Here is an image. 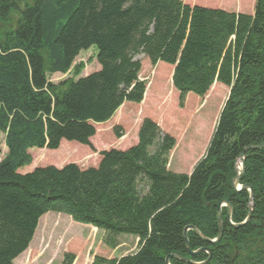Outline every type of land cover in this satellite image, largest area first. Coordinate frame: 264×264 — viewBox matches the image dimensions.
<instances>
[{"label": "trees", "instance_id": "obj_1", "mask_svg": "<svg viewBox=\"0 0 264 264\" xmlns=\"http://www.w3.org/2000/svg\"><path fill=\"white\" fill-rule=\"evenodd\" d=\"M91 47L98 71L48 82L72 69L77 76L84 66L72 64ZM137 55L173 67L172 116L164 115L173 126L213 83L229 90L189 175L166 169L176 140L150 117L141 120L134 146L100 152L96 167L18 173L31 164L28 151H55L61 142L92 149L94 126L124 103L156 102L159 94L138 79ZM121 128H113L116 138ZM0 134L7 149L0 162V264H14L49 212L102 231L111 248L120 235L138 240L134 254L93 264H165L170 255L202 263L209 255L189 257L184 230L193 226L215 240L222 201L231 205L234 225L244 222L250 204V221L231 226L223 207L220 242L188 231L191 251L208 249L207 264H264V147L244 154L239 185L252 189V199L230 187L243 151L264 145V0H255L252 15L185 0H0ZM73 260L67 254L62 264Z\"/></svg>", "mask_w": 264, "mask_h": 264}, {"label": "rangeland", "instance_id": "obj_2", "mask_svg": "<svg viewBox=\"0 0 264 264\" xmlns=\"http://www.w3.org/2000/svg\"><path fill=\"white\" fill-rule=\"evenodd\" d=\"M185 1L189 4L248 15L253 14L255 5V0ZM96 54L94 47L81 51L72 64V68L77 65L84 66L77 76L73 75L72 69L67 74L48 76V82L58 84L71 78L75 81L98 71ZM135 59L141 63L139 81H144L146 88L149 87L148 91L153 95L154 93L159 94L156 102L151 103L150 100L145 99L137 105L123 104L109 121L94 126L95 135L90 139V143L93 144L92 149H84L86 153L81 152L83 149L81 147L84 146L73 142H61L55 151L46 149L28 151L31 164L20 169L18 173H29L35 168L45 166L61 168L69 163L77 164L83 170L96 167L100 161V152L111 149L122 151L134 146L137 143L138 131L136 132V129L138 125L140 126L143 118L150 117L159 126L162 133L171 131V135L176 140L174 148L169 153L166 169L175 174L189 175L197 162L204 156L217 116L227 99L229 90L218 83H213L206 95L192 105L193 109L182 114L178 124L173 126L172 122H165V116L173 110V107L171 108L172 73H170V69L173 71V67L162 63L153 66L143 55H137ZM165 66L169 67L168 73H165ZM170 115L172 116V114ZM114 127L118 129L122 127L119 138L114 136ZM6 153L4 136L0 134V162ZM141 188H143L142 185ZM105 238L106 235L102 231L91 226L74 223L68 216L49 212L39 219L28 249L13 263L62 264L63 257L70 254L74 256L72 264H93L95 258L120 259L137 251L138 240L132 236L115 237L116 246L113 248L107 246L104 242Z\"/></svg>", "mask_w": 264, "mask_h": 264}, {"label": "water", "instance_id": "obj_3", "mask_svg": "<svg viewBox=\"0 0 264 264\" xmlns=\"http://www.w3.org/2000/svg\"><path fill=\"white\" fill-rule=\"evenodd\" d=\"M262 147H264V145H261V146H258V147L247 148L245 151H243V153L238 158L239 162H240V168L239 169L237 168V174L231 180V184H230L231 189H233V191L235 193H240L242 191H246V189H247V191L250 193V200L252 199V196H253L252 189L250 187H248V186H242V187L239 186V182H240L241 176H242V174L244 172V162H245L244 154L249 149H259V148H262ZM222 204H225L224 206L227 208L226 221L231 226L239 227V226H242V225H244V224H246V223H248L250 221V218H251V215H252V206L250 204L248 205V215H247L246 219L244 220V222L242 224H240V225H234V224H232V222L230 220V218H231V206H230V204L227 201H222V202L218 203V205H217V223H218V227H219V234H218V237L215 240L211 241V240L206 239L193 226H189V227H187L184 230V239L186 241L187 252H188L189 257L193 258V257H195V256H197V255H199L201 253H205V254L209 255L208 259L205 262H202V263H193L189 259L182 258V257L176 256V255H170V256H167L165 258V261H164L165 264H169V262L171 260L184 262L186 264H207L210 261L211 254H210L209 250L206 249V248H202V249H198L195 252L191 251L186 236H187V232L188 231H192L203 242H207V243H209L211 245H215V244L219 243L220 240H221V237H222V232H223V223H222V219H221V207L223 206Z\"/></svg>", "mask_w": 264, "mask_h": 264}, {"label": "bare ground", "instance_id": "obj_4", "mask_svg": "<svg viewBox=\"0 0 264 264\" xmlns=\"http://www.w3.org/2000/svg\"><path fill=\"white\" fill-rule=\"evenodd\" d=\"M239 169L240 168V162H239V159H238V161L236 162V169ZM240 186V185H239ZM242 186H248V185H242ZM242 186H240V187H242ZM249 187V186H248ZM246 191H247V189H246ZM228 202V201H227ZM229 203V202H228ZM223 206L221 207V209L223 208V207H225L224 205L225 204H222ZM231 206V205H230ZM226 208V207H225ZM227 209V208H226ZM231 213H232V209H231ZM223 233V232H222Z\"/></svg>", "mask_w": 264, "mask_h": 264}, {"label": "crops", "instance_id": "obj_5", "mask_svg": "<svg viewBox=\"0 0 264 264\" xmlns=\"http://www.w3.org/2000/svg\"><path fill=\"white\" fill-rule=\"evenodd\" d=\"M170 73H172V71H171V69H170ZM125 104V103H124ZM128 104V103H127ZM138 129H139V125H138V127H137V129H136V132L138 131ZM137 142V141H136ZM79 145V144H78ZM91 145H93V144H91ZM80 146H82V145H80ZM81 148H83V149H81V152H83V153H86V152H84V149H86V150H88V148L89 147H86V146H84V147H81ZM77 165V164H76ZM77 166H79V165H77ZM80 167V166H79ZM81 168V167H80ZM81 169H83V168H81Z\"/></svg>", "mask_w": 264, "mask_h": 264}]
</instances>
